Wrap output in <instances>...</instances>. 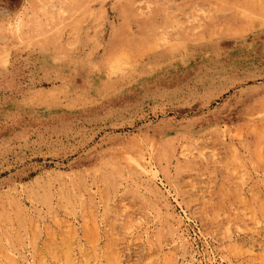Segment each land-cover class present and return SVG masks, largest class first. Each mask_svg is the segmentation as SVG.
Masks as SVG:
<instances>
[{
	"label": "rangeland",
	"instance_id": "rangeland-1",
	"mask_svg": "<svg viewBox=\"0 0 264 264\" xmlns=\"http://www.w3.org/2000/svg\"><path fill=\"white\" fill-rule=\"evenodd\" d=\"M0 264H264V0H0Z\"/></svg>",
	"mask_w": 264,
	"mask_h": 264
}]
</instances>
